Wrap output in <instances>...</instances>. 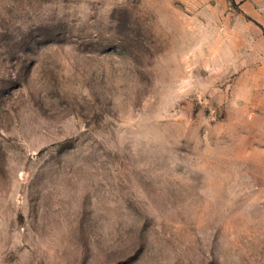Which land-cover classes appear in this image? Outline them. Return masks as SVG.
Here are the masks:
<instances>
[{"label": "rangeland", "instance_id": "1", "mask_svg": "<svg viewBox=\"0 0 264 264\" xmlns=\"http://www.w3.org/2000/svg\"><path fill=\"white\" fill-rule=\"evenodd\" d=\"M0 264H264V0H0Z\"/></svg>", "mask_w": 264, "mask_h": 264}]
</instances>
